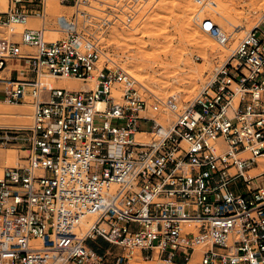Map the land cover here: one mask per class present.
Instances as JSON below:
<instances>
[{
	"label": "built area",
	"instance_id": "built-area-1",
	"mask_svg": "<svg viewBox=\"0 0 264 264\" xmlns=\"http://www.w3.org/2000/svg\"><path fill=\"white\" fill-rule=\"evenodd\" d=\"M48 1L0 9V101L31 111L27 126H0V147L25 152L0 178V264H109L97 241L122 251L113 264H188L196 250L197 264H264V172L249 175L264 158V9L190 101L166 99L161 125L140 116L136 81L101 48L119 0H56L70 16ZM89 3L105 16L80 11ZM197 18L227 45L210 14ZM48 76L91 86L46 88Z\"/></svg>",
	"mask_w": 264,
	"mask_h": 264
},
{
	"label": "rangeland",
	"instance_id": "rangeland-1",
	"mask_svg": "<svg viewBox=\"0 0 264 264\" xmlns=\"http://www.w3.org/2000/svg\"><path fill=\"white\" fill-rule=\"evenodd\" d=\"M51 1L48 4L53 15L70 16L75 11L63 8L55 0ZM134 1L119 0L118 8H122L124 13L116 15L124 20V24L112 23L100 45L108 58L118 63L137 81L138 91L146 104L145 116L158 121L161 125H168L172 119L164 108L166 99L173 94H179L182 104L190 101L214 68L223 63L244 33L256 23L264 9L263 0H216L218 5L212 9L210 15L223 29L225 28L228 35L227 45L221 48L197 23V17L203 12L196 13L197 9L187 5L184 0H138L137 3ZM210 1L207 0L202 7ZM0 2L5 9L6 0ZM125 2L135 14L124 5ZM108 3L114 4L110 1ZM89 5L91 7H80V11L95 17L105 16L97 11L104 10V6L95 3ZM127 16L134 18L127 22ZM78 17L79 20L82 18L81 15ZM2 35L3 32L0 31V37ZM66 79L76 85L85 86L72 78ZM24 105L27 104L15 105L0 101V120L2 116L12 117L16 113H21L18 108ZM26 110L25 123H21L22 125L30 123V107L27 106ZM140 116L144 115L140 113ZM1 123L3 121H0V125ZM150 125V122L144 124L139 132H148ZM144 138L149 139V136ZM20 151H24L21 145L6 149L0 147V178L4 169L12 168L11 165L16 163L15 158L21 155ZM96 243L98 244L96 254L102 256L109 250L105 257L106 263L113 264V258L122 255L121 250L110 248L102 241ZM198 255L199 251L196 250V256L190 262L194 261L193 264H197ZM145 262L147 261L141 259L139 253H133L128 264H148ZM190 262L188 264H191ZM151 263L156 264L155 261Z\"/></svg>",
	"mask_w": 264,
	"mask_h": 264
},
{
	"label": "bare ground",
	"instance_id": "bare-ground-1",
	"mask_svg": "<svg viewBox=\"0 0 264 264\" xmlns=\"http://www.w3.org/2000/svg\"><path fill=\"white\" fill-rule=\"evenodd\" d=\"M49 1H51V0H49ZM48 1V2H49ZM56 1V0H55ZM137 1L138 0H135L134 1V3H137ZM185 1V3L187 4V5H190V7H191V5L193 6V7H195L197 10H195L196 11V13L197 12H206L207 14H210L213 10V8H215V7H217V2H216V0H211L207 5H205L204 7H202V9L203 10H201V9H199L198 8V6H196L191 0H184ZM48 2H47V4H48ZM52 2V1H51ZM231 3H232V1H231ZM125 5H126V7L130 10V12H133V14H135L134 13V11H133V9L130 7V6H128V3H124ZM61 6V5H60ZM90 6V5H89ZM63 8L65 7L66 9H71L72 10V8H70V7H66V6H62ZM91 7V6H90ZM0 9H4V7L1 5V2H0ZM92 9H94V10H97V9H95V8H93L92 7ZM48 10H49V13H50V15H53V13H52V11L50 10V6H49V4H48ZM97 11H100V10H97ZM124 13V11H122L121 12V14H123ZM134 18V16L133 17H131V16H127V22H131L132 21V19ZM119 19V18H118ZM32 22H34V23H32ZM118 22H120V23H122V24H124V20H121V19H119V21ZM31 24L30 25H35L36 24V21H31L30 22ZM126 25V24H125ZM24 27H16V31L17 32H20L22 29H23ZM45 37H46V39L47 40H49V41H55V40H58V39H61L62 38V35L61 34H58V33H46L45 34ZM125 70V69H124ZM126 71V70H125ZM127 72V71H126ZM73 79V78H72ZM134 79V78H133ZM75 80V79H74ZM135 80V79H134ZM136 81V80H135ZM136 83H137V81H136ZM137 85H138V83H137ZM91 85L90 84H88V85H85V86H79V85H76V84H74L73 82H71L70 80H68V79H66V78H59V79H54V78H52V77H50V76H48V77H46V79H45V81H44V87H46V88H52V87H58V88H65V89H68V90H79V89H86V88H89ZM115 96H117V98L119 97V94H117V95H115ZM180 98V97H179ZM27 106H29V105H24V106H21L20 108H18V109H20L21 110V113L19 112L18 114L16 113L15 115H13L12 117H4V116H2V119L0 120V121H3V123H1V125L0 126H3V127H6V125H9V124H16V126L15 127H24V126H27V125H29L30 123H28V124H26V125H22L21 123H25V119H24V116H26L27 115V110H26V107ZM102 107V105H98V108H101ZM140 113H142L144 116H142V117H144V118H148V117H146L145 116V112H144V110H142ZM10 115V114H9ZM152 120V119H151ZM155 121V120H154ZM156 122V121H155ZM156 123H158V121L156 122ZM20 124V125H19ZM159 124V123H158ZM8 127H10V126H8ZM144 136H149V139H145L144 138ZM135 139H136V141L137 142H139V143H148L149 141H151L152 140V136H150V135H148L146 132H141V133H136V135H135ZM20 153H21V155L19 156V157H17V158H15L16 160H15V164L14 165H11V167H16L18 164H19V162H20V158L22 157V156H24L25 155V152L24 151H20ZM9 156H10V154H8ZM15 157V156H14ZM10 158V157H9ZM8 158V159H9ZM0 159H1V157H0ZM14 159V158H13ZM10 160V159H9ZM8 160V161H9ZM11 161H13V160H11ZM256 162H257V164H258V167L257 168H254V169H252L250 172H249V175L250 176H255V175H257V174H259L260 172H264V158H258V159H256ZM88 221H89V223H91V221L92 220H90V219H87ZM87 220H85L84 222H83V226H84V224H85V222L87 221ZM87 226L86 227H89V225L88 224H86ZM196 256V252H195V255L193 256V258ZM193 258H192V260H193ZM129 261H130V257H129ZM129 261L127 262V264L129 263ZM152 262V261H151ZM151 262H145V263H148V264H152ZM189 263V262H188ZM191 263V262H190ZM194 263V261L191 263V264H193Z\"/></svg>",
	"mask_w": 264,
	"mask_h": 264
}]
</instances>
